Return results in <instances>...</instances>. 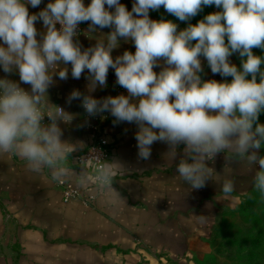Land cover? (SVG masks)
Instances as JSON below:
<instances>
[{
    "label": "clouds",
    "instance_id": "clouds-1",
    "mask_svg": "<svg viewBox=\"0 0 264 264\" xmlns=\"http://www.w3.org/2000/svg\"><path fill=\"white\" fill-rule=\"evenodd\" d=\"M41 3L0 0V68L8 75L19 74V82L0 78V154L18 156L35 173L47 169L55 182L63 183L71 174L69 158L84 145L62 139L60 124H70L74 114L52 104L48 96L54 76L68 79L67 67L60 65L70 64L73 79L87 71L88 94L74 89L66 103L79 100L88 117L107 112L114 125L136 124L139 159H150L152 145L162 142L174 161L183 145L176 171L191 190H199L213 181L214 173L220 179L208 162L224 153L225 160L239 158L254 169V188L264 194V156L259 154L264 145V123L259 122L264 113V56L253 52L264 51V0H134L131 11L120 0H90L87 5L84 0H49L38 13H29L28 5ZM211 6L219 10L179 31L173 21L149 16L150 10L163 7L187 22ZM37 21L44 32H38ZM85 22L84 34L96 43L82 50L76 38ZM104 28L111 31L93 36ZM121 40L131 41L135 52L125 50L113 58ZM237 53L239 68L230 61ZM201 57L214 75L225 79L202 80ZM109 69L127 95L97 99L91 93L107 87ZM86 161L81 158L80 163ZM121 172L108 160L98 161L95 169L99 187L116 200H124L113 187ZM88 179L82 169L80 182ZM234 186L224 180L221 191L231 194Z\"/></svg>",
    "mask_w": 264,
    "mask_h": 264
},
{
    "label": "crops",
    "instance_id": "crops-1",
    "mask_svg": "<svg viewBox=\"0 0 264 264\" xmlns=\"http://www.w3.org/2000/svg\"><path fill=\"white\" fill-rule=\"evenodd\" d=\"M48 2L42 0L36 8L28 5L29 13H38ZM120 2L131 11L134 0ZM84 3L87 5L90 0ZM162 9L150 10V18L156 20ZM35 26L38 32L45 31L42 21H37ZM87 29L85 22L83 35L76 38L82 50L96 43L95 38L84 34ZM110 31L98 29L93 36ZM125 50L134 53V44L121 40L112 52L113 58ZM201 63L202 80L225 79L214 75L203 57ZM60 67H67L69 76L67 80L54 76L49 100L74 114L70 124H60L62 139L82 142L85 148L88 139L80 101L69 105L66 99L74 89L88 94L85 78L88 73L85 71L77 80L71 77L70 64ZM160 70L154 69L157 73ZM5 77L19 82L18 72L8 75L0 68V78ZM116 85L114 70L109 69L107 87H97L91 95L97 99L127 95L126 90L117 93ZM20 86L30 91L29 85ZM108 115L104 125L111 144L108 161L122 168L113 187L124 200H116L106 189L93 185L89 173L74 165L70 156L68 166L72 172L65 181L83 194L87 205L77 199L64 203L47 169L35 173L18 156L0 154V264H199L222 218L236 211L255 190L254 169L250 171L247 162L239 158L225 160L224 153L208 162L220 179L214 173L213 181L209 180L204 188L191 190L176 171L183 145L179 146L174 161L166 155L169 148L162 142L152 145L150 159H139L137 125L127 122L114 125V118ZM226 155L232 157L231 153ZM82 169L89 177L83 184ZM224 180L234 182L231 194L221 191Z\"/></svg>",
    "mask_w": 264,
    "mask_h": 264
},
{
    "label": "rangeland",
    "instance_id": "rangeland-1",
    "mask_svg": "<svg viewBox=\"0 0 264 264\" xmlns=\"http://www.w3.org/2000/svg\"><path fill=\"white\" fill-rule=\"evenodd\" d=\"M218 10L215 6L205 7L190 21L182 22L162 9L156 20H171L178 25L179 31L186 28L188 23L195 24L207 14ZM253 52L264 56V51L259 48L253 49ZM230 59L240 67L241 58L238 53ZM226 79L231 81L232 78ZM259 122L264 123V113L260 114ZM259 154L264 156V145ZM199 264H264V194L255 189L236 211L222 218Z\"/></svg>",
    "mask_w": 264,
    "mask_h": 264
},
{
    "label": "built area",
    "instance_id": "built-area-1",
    "mask_svg": "<svg viewBox=\"0 0 264 264\" xmlns=\"http://www.w3.org/2000/svg\"><path fill=\"white\" fill-rule=\"evenodd\" d=\"M59 27V25H57ZM83 35V23H81L78 27V37ZM122 87L116 85V92L119 93L123 91ZM83 109V108H82ZM106 118H101V117ZM84 129L87 133L88 144L82 150V152L71 155V160L74 165L79 168L85 169L91 178V182L95 186H99L95 180V169L97 167L98 161L104 162L109 160L110 158V147L111 144L108 142L104 125L109 119V115L107 112L97 115L96 117H88L83 109L82 115ZM47 117H45V123H47ZM81 158L87 159L84 164L80 163ZM55 187L60 190L62 194V201L64 203H69L72 200H81L83 204H86L84 200L83 194L75 190L70 183L64 181L63 183L55 182Z\"/></svg>",
    "mask_w": 264,
    "mask_h": 264
}]
</instances>
